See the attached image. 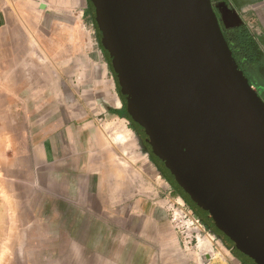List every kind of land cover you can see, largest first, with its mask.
Returning <instances> with one entry per match:
<instances>
[{"label": "water", "instance_id": "1", "mask_svg": "<svg viewBox=\"0 0 264 264\" xmlns=\"http://www.w3.org/2000/svg\"><path fill=\"white\" fill-rule=\"evenodd\" d=\"M126 115L230 251L264 264V99L211 0H88Z\"/></svg>", "mask_w": 264, "mask_h": 264}, {"label": "rangeland", "instance_id": "2", "mask_svg": "<svg viewBox=\"0 0 264 264\" xmlns=\"http://www.w3.org/2000/svg\"><path fill=\"white\" fill-rule=\"evenodd\" d=\"M28 23L9 26L0 35V264H63L49 237L63 232L61 201L84 180L89 185L85 232L94 228V218L102 217L99 205L92 203L96 194L106 198L109 186L124 193L134 189L136 201L163 208L167 228L182 244L202 256L198 239L208 235L213 264H242L231 245L209 231L161 175L137 130L120 116L126 114L125 104L97 30L96 49L90 51L100 49L104 60L94 61L89 52L87 62L81 59L69 70L56 63L60 57L48 23ZM49 142L52 149L46 155ZM79 162L88 164V177L76 167ZM177 207L190 210V217L203 226L197 240L195 231L173 221ZM70 215L75 219L72 211ZM70 227L74 231L81 226ZM216 253H221L217 259Z\"/></svg>", "mask_w": 264, "mask_h": 264}, {"label": "crops", "instance_id": "3", "mask_svg": "<svg viewBox=\"0 0 264 264\" xmlns=\"http://www.w3.org/2000/svg\"><path fill=\"white\" fill-rule=\"evenodd\" d=\"M211 3L222 31L245 25L264 55V0H211ZM88 6V0H0V35L19 22L27 26L28 22L32 26L47 22L60 57L57 64L68 65L71 70L81 64V59L87 62L85 56L89 52L95 54L94 61L102 62L100 49L90 51V47L96 49L93 35L96 30ZM255 76L264 83V69L255 72ZM251 86L254 88V84ZM47 144L49 155L52 143ZM33 157L39 159L37 155ZM76 167L88 177L86 162H79ZM84 183L75 186L72 196L61 201L64 229L49 237L54 242V255L63 258V264H213V244L200 250L205 251L202 256L182 244L167 228L163 208L149 201H136L134 189L124 193L109 186L106 198L104 194L96 198V194L92 203L99 205L102 217L94 218V228L85 232L82 225L88 220L89 185ZM73 224H80V229L72 231Z\"/></svg>", "mask_w": 264, "mask_h": 264}, {"label": "trees", "instance_id": "4", "mask_svg": "<svg viewBox=\"0 0 264 264\" xmlns=\"http://www.w3.org/2000/svg\"><path fill=\"white\" fill-rule=\"evenodd\" d=\"M89 13L91 16L90 7H89ZM91 18H92V16H91ZM92 21H93V19H92ZM93 24H94V22H93ZM94 26H95V24H94ZM95 29H96V27H95ZM223 35H224L225 41H226V43H227V45H228V47L232 53V57H233L236 65L238 66V68L246 76L250 85L256 84L257 77L255 76V72H257L258 70L264 69V55L262 54L260 47H259L258 43L256 42L255 38L251 35V33L249 32L248 28L245 25H239V26L232 28L230 30L223 31ZM120 116L122 118H125L126 120H128V117L126 114H124V115L122 114ZM131 128L135 130L134 127L131 126ZM161 175L165 179H167V181H169L168 178L164 175V173L162 171H161ZM178 193H179V191H178ZM179 195L181 196L180 193H179ZM184 201L190 206L191 209H193L192 206L185 199H184ZM202 222L204 223V225L209 230L207 224L203 220H202ZM213 234H215V233L213 232ZM241 263L246 264L243 261H241Z\"/></svg>", "mask_w": 264, "mask_h": 264}, {"label": "built area", "instance_id": "5", "mask_svg": "<svg viewBox=\"0 0 264 264\" xmlns=\"http://www.w3.org/2000/svg\"><path fill=\"white\" fill-rule=\"evenodd\" d=\"M253 22H254V20H251V23H253ZM177 206H179V205H177ZM177 208H179V207H177ZM191 214L192 213H191L190 210L186 212L182 207H180L178 214H176V215H178L177 216L178 218H175V216H173L172 219H173V221L178 219L179 223L182 222L184 225H186L187 230L195 231L196 235L194 236V239L197 240L198 239V235L200 234L201 231H203L202 230L203 226L201 224H199V221H198L197 218L196 219L191 218L190 217Z\"/></svg>", "mask_w": 264, "mask_h": 264}, {"label": "bare ground", "instance_id": "6", "mask_svg": "<svg viewBox=\"0 0 264 264\" xmlns=\"http://www.w3.org/2000/svg\"><path fill=\"white\" fill-rule=\"evenodd\" d=\"M122 138V137H121ZM212 246V238L211 237H209V236H202V237H200L199 239H198V244H197V248L199 249V250H202V249H206L207 248V246ZM221 256V253H219V254H215V259H217V258H219Z\"/></svg>", "mask_w": 264, "mask_h": 264}, {"label": "flooded vegetation", "instance_id": "7", "mask_svg": "<svg viewBox=\"0 0 264 264\" xmlns=\"http://www.w3.org/2000/svg\"><path fill=\"white\" fill-rule=\"evenodd\" d=\"M254 89L257 92V94L264 99V83H261L260 85L255 84Z\"/></svg>", "mask_w": 264, "mask_h": 264}]
</instances>
